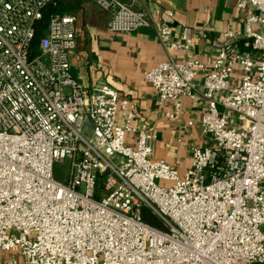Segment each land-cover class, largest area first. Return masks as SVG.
Segmentation results:
<instances>
[{
  "label": "built area",
  "instance_id": "obj_1",
  "mask_svg": "<svg viewBox=\"0 0 264 264\" xmlns=\"http://www.w3.org/2000/svg\"><path fill=\"white\" fill-rule=\"evenodd\" d=\"M54 1L0 0L6 264H264V0L237 4L245 11L242 52L222 47L210 68L185 59L144 73L158 104L171 103L169 120L180 118L182 98H197L201 75L205 111L179 134L198 123L211 143L192 147L182 172L153 157L154 135L133 126L130 100L105 84L86 89L71 76L74 14H53L35 43V23ZM95 2L111 32L150 26L144 12L121 0ZM158 37L169 50L187 49L172 40L167 23ZM65 159L70 171L60 181L53 165ZM144 210L162 229L142 220Z\"/></svg>",
  "mask_w": 264,
  "mask_h": 264
},
{
  "label": "crops",
  "instance_id": "obj_2",
  "mask_svg": "<svg viewBox=\"0 0 264 264\" xmlns=\"http://www.w3.org/2000/svg\"><path fill=\"white\" fill-rule=\"evenodd\" d=\"M60 1L63 13L76 16V47L68 55L71 76L86 89L105 84L130 100L136 113L133 126L154 135L153 157L178 172L187 169L191 148L211 143L201 133L198 123L179 134V127L185 121L196 122L205 111L200 96L201 75L195 79L197 98H182L180 118L169 120L165 114L172 109L171 103L158 104L144 73L160 63L185 59L197 60L210 68L216 50L222 47L242 52L245 11L237 7L240 0H121L144 12L150 22L149 27L129 33L109 31V15L95 0ZM162 23L171 27L172 40L186 45L187 49L169 50L160 42L158 28ZM226 31H231L234 37L225 38ZM126 143L133 145L134 136L128 135ZM10 255L0 252V264H6Z\"/></svg>",
  "mask_w": 264,
  "mask_h": 264
},
{
  "label": "trees",
  "instance_id": "obj_3",
  "mask_svg": "<svg viewBox=\"0 0 264 264\" xmlns=\"http://www.w3.org/2000/svg\"><path fill=\"white\" fill-rule=\"evenodd\" d=\"M59 6H60V9L58 8ZM63 8L64 6L62 2L60 0H55L44 10L42 18L38 20L34 26L35 27V38H34L35 43L41 36L48 19L55 13H63L62 12ZM142 220L153 227L162 229V225L159 222V220L147 210H144L142 212Z\"/></svg>",
  "mask_w": 264,
  "mask_h": 264
},
{
  "label": "rangeland",
  "instance_id": "obj_4",
  "mask_svg": "<svg viewBox=\"0 0 264 264\" xmlns=\"http://www.w3.org/2000/svg\"><path fill=\"white\" fill-rule=\"evenodd\" d=\"M58 8L60 9V6ZM235 71H236V74H235ZM235 71H234V76L240 77L241 71L240 70H235ZM69 171H70V162L67 159H65L61 162H56L53 165L54 177L60 181H65L67 179ZM99 188L100 189L102 188V186L100 184H99ZM98 197H100V196H98Z\"/></svg>",
  "mask_w": 264,
  "mask_h": 264
}]
</instances>
